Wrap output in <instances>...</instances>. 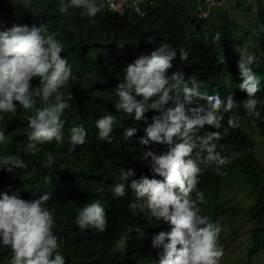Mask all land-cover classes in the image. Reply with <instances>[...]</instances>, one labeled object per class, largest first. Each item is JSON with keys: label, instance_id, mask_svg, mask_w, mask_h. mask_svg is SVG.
<instances>
[{"label": "trees", "instance_id": "16d2710c", "mask_svg": "<svg viewBox=\"0 0 264 264\" xmlns=\"http://www.w3.org/2000/svg\"><path fill=\"white\" fill-rule=\"evenodd\" d=\"M215 1L216 4L211 0H146L143 15L129 9L109 10L104 4L93 22L87 17L78 18L71 8L67 13L61 12V0H0V30L15 23L42 24L48 33L58 32L56 38L65 46L61 55L67 57L77 77L65 90L72 93L73 99L72 107L65 110L62 117L65 127L61 142L40 145V151L33 156L24 151L31 111L18 108L15 117L5 115L0 120V130L6 137L5 142L0 143V155H15L27 164L26 168L12 172L0 169V190L22 194L27 199L44 193L51 195L46 206L55 210L53 231L58 236L59 251L65 256L66 264H144L151 259L159 261L163 254L162 247L154 248L150 243L153 229L144 222L139 227L145 232L148 246L131 242L126 253L112 252L111 257L103 252L105 244L110 245L115 236L119 214L127 199L113 198L111 193L117 182L110 180L97 163L110 161L125 168L132 167L139 175L147 171V159H151H144L145 151L159 154L167 149L166 145L152 141L147 145L139 142V137L145 136L144 127L158 115L156 110L147 111L146 119L137 122L115 106L119 102L115 89L123 81L126 66L140 55L150 54L162 43L177 50L169 76L181 70L187 86L195 79L201 84V91L219 94L222 98L231 94L238 102L247 98L238 87L243 79L238 68L240 51L260 59L252 67L261 80V91L257 94L261 101L258 106L261 119L248 117L243 107L225 115L224 127H227L228 115L237 116L240 123L239 128L229 129L218 142L217 150L229 157L231 163L222 169L225 173L222 176L211 167L204 169L198 187L206 196L203 213L213 221L239 213L255 224L247 264L252 263L254 255L264 252V162L252 152L255 138L243 126L252 124L264 134V0H235L230 1L228 7ZM229 7L242 11L247 27H239L240 23L230 16ZM148 36L156 43H148ZM181 51L187 52V60H179ZM107 114L115 116V128L120 124V134L115 129L111 135L112 144L99 139L95 127V121ZM76 126L86 129L85 142L69 151L71 129ZM127 127L140 130L135 136L137 142L134 137L125 141L123 132ZM49 157L54 161L51 168L44 166ZM149 175L152 176L150 170ZM236 177L242 183L240 188L247 192L250 205H228L219 200L220 190ZM246 185L248 189L244 188ZM94 199L103 200L107 207L108 226L100 235L91 234L88 229L81 231L76 225L81 208ZM232 241L225 236L220 239L225 250ZM10 258L11 250L0 244V264H9Z\"/></svg>", "mask_w": 264, "mask_h": 264}, {"label": "clouds", "instance_id": "9594fccd", "mask_svg": "<svg viewBox=\"0 0 264 264\" xmlns=\"http://www.w3.org/2000/svg\"><path fill=\"white\" fill-rule=\"evenodd\" d=\"M145 1L61 0L60 11L67 13L71 8L78 18L87 17L95 22L104 4L109 10L129 9L143 15ZM57 35L58 32L48 33L42 24L14 23L0 30V120L5 115L15 117L18 108L31 111L24 151L33 156L40 151V145L63 140L62 117L72 107L73 95L65 90L77 77L67 57L61 55L65 46ZM147 42L156 43L151 36ZM176 57V49L167 43L159 44L150 54H142L126 66L123 81L115 89L119 101L116 108L134 121L145 120L149 110L158 112L144 127L145 136L139 137V142L147 145L152 141L166 145L167 149L159 154L145 151L144 159H151H147V171L139 175L132 167L97 162L106 176L117 182L112 189L113 198L127 199L115 236L110 245L105 244L103 252L111 257L112 252L126 253L131 242L148 246L145 232L139 227L144 222L153 229L152 246L163 249L159 261L151 259L144 264H221L225 256L220 243L223 227L203 213L206 196L198 187L199 177L210 167L222 176V169L231 163L229 157L217 150L218 142L229 129L239 128L240 123L237 116L228 115L224 127L226 114L243 107L248 117L261 119V101L257 97L261 80L252 67L260 59L240 51L238 68L243 79L238 87L247 98L238 102L231 94L222 98L201 91V84L195 79L187 86L181 70L169 76ZM187 59V52H179V60ZM95 127L99 139L109 143L115 129L120 134V124L115 128L112 114L99 117ZM137 132V127L126 128L125 141L133 137L135 141ZM85 136L83 126L73 127L69 151L83 145ZM5 140V132L0 130V143ZM53 164L49 157L44 166L51 168ZM26 167L24 160L15 155H0V169L12 172ZM50 199L49 193L27 199L25 195L0 190V244L11 250L9 264H66L53 231L55 210L46 206ZM76 225L91 234L104 233L108 226L105 202L94 199L86 203L76 217Z\"/></svg>", "mask_w": 264, "mask_h": 264}, {"label": "rangeland", "instance_id": "374dc122", "mask_svg": "<svg viewBox=\"0 0 264 264\" xmlns=\"http://www.w3.org/2000/svg\"><path fill=\"white\" fill-rule=\"evenodd\" d=\"M216 4L215 0H211ZM221 4L228 7L230 1L232 3L235 0H218ZM253 1V0H252ZM230 16L234 17L240 28L247 27V23L244 20L242 11L232 9L229 7ZM238 27V26H237ZM239 28V29H240ZM235 33L236 31L233 30ZM257 58V56H256ZM258 59V58H257ZM250 133L255 138L256 144L253 147L254 152L264 162V134H261L252 124H244ZM241 181L239 178H231L230 184L223 187L220 190L219 200L225 201V204L238 205H250V198L247 196V192L241 187ZM249 188V185L244 186ZM219 223L223 227L221 236L227 237L228 240H233L231 245L225 250V256L221 261V264H247L246 261L249 258L248 250L252 245L251 233L254 228L252 221L246 220L244 216L240 217L239 213H236L232 218L222 216L219 219ZM235 228V230H233ZM232 231V232H231ZM251 264H264V252H259L251 258Z\"/></svg>", "mask_w": 264, "mask_h": 264}, {"label": "bare ground", "instance_id": "6f19581e", "mask_svg": "<svg viewBox=\"0 0 264 264\" xmlns=\"http://www.w3.org/2000/svg\"><path fill=\"white\" fill-rule=\"evenodd\" d=\"M6 1V0H5ZM10 1V0H9ZM18 1V0H17ZM10 3V2H9ZM17 6H18V4H17ZM146 14H148V13H146ZM145 16V15H144ZM146 17V16H145ZM116 24H118V23H116ZM114 26V25H113ZM114 28V27H113ZM116 28V27H115ZM102 29V28H101ZM123 29V28H122ZM81 30V29H80ZM114 30V29H113ZM82 31V30H81ZM103 107V106H102ZM101 110V109H100ZM96 111V110H95ZM116 123V122H115ZM125 126V125H124ZM130 126H132V125H130ZM145 126V125H144ZM128 128V127H127ZM124 130H125V128H124ZM139 132H140V130H138ZM123 132V131H122ZM138 132V133H139ZM123 139V138H122ZM123 142V141H122ZM112 144V143H111ZM115 144V143H114ZM120 144V143H119ZM123 145V144H122ZM132 147V146H131ZM131 147H129V148H131ZM116 148V147H115ZM125 148H127V147H125ZM117 149V148H116ZM125 152V151H124ZM129 152V151H128ZM131 153V152H130ZM125 154V153H124ZM119 156H120V153L118 154ZM122 157H123V155H122Z\"/></svg>", "mask_w": 264, "mask_h": 264}]
</instances>
